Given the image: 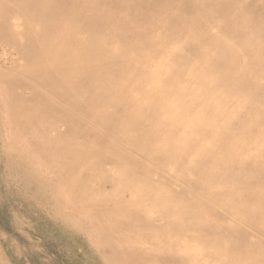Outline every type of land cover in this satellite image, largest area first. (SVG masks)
Returning <instances> with one entry per match:
<instances>
[{"label": "bare ground", "instance_id": "obj_1", "mask_svg": "<svg viewBox=\"0 0 264 264\" xmlns=\"http://www.w3.org/2000/svg\"><path fill=\"white\" fill-rule=\"evenodd\" d=\"M0 36L22 58L0 68L9 141L27 129L43 177L66 175L59 199L115 244V261L264 264V0H0ZM107 164L110 193L130 195L114 208L89 203L96 196L80 178ZM166 181L204 204L177 199ZM148 217L193 231L201 254ZM205 223L224 239L195 231Z\"/></svg>", "mask_w": 264, "mask_h": 264}, {"label": "rangeland", "instance_id": "obj_2", "mask_svg": "<svg viewBox=\"0 0 264 264\" xmlns=\"http://www.w3.org/2000/svg\"><path fill=\"white\" fill-rule=\"evenodd\" d=\"M10 20L19 30L23 29L22 24L17 21L15 15L11 16ZM149 26L159 29V25L154 22H149ZM209 30L211 33H216L215 26H209ZM4 39L0 36V68L4 69L10 64L21 65L22 58L18 51L10 42H4ZM157 47L153 44L149 47V54L153 60L161 52V49ZM253 86L241 87L239 92L241 91V94L250 93L253 90ZM9 91L8 84L0 82V264H117L115 244H107L103 241L100 231L83 211L79 208L77 209L76 206L68 207L59 199L62 193L66 192L59 183L63 178H66V175L57 176L54 181L43 177V170L37 163L38 157L24 147L30 138L27 129L18 131L17 136L22 140V143L19 140L16 142L12 141V143L9 141V137H7L9 136L7 133L8 126L4 125L7 119ZM26 94L28 93L23 92L24 96ZM58 127V130L64 131L63 125ZM83 137L75 136L77 139H83ZM96 149V144L93 142H89L85 146V150L90 152H94ZM139 158L138 162H141L142 157ZM144 161L145 164H150L145 159ZM109 166L107 164L101 173H97L89 167L84 168L80 178L85 180V184H90L88 186H91L92 191H94L93 195L95 194L94 196H96L94 199L89 197V203L96 201L100 202L102 206H105L104 202L111 203L109 205L110 208H114L118 206L121 200L129 202L130 195L128 192H122L124 196L120 194L118 201H116L117 196L110 193V184L114 183L108 182L110 180ZM151 169L153 170L150 174L151 182H158V177H161V173L154 171V168ZM169 172L173 173V169L169 168ZM117 173V175H113L114 180L119 177L120 172ZM139 175L142 178L146 177L142 172H139ZM263 180L264 176L257 184ZM95 182H98V184H95ZM170 184L175 183L166 181L164 185L171 187L176 193L178 192L177 194L175 193L177 199L187 198L194 205L204 204L201 198L184 192L183 189L175 190ZM176 184L182 183L178 181ZM82 206L86 205L83 204ZM148 219L155 220L154 226H162L160 231L166 238H175L178 233H184L193 247L192 249L201 254L200 248L194 242L195 233L193 231L184 232L181 229L182 233L175 227H164L161 218L153 219L148 217ZM203 226L204 228L200 226L195 231L203 233L208 240H215V238L224 239L221 236V231L215 230L211 232L206 223ZM109 227L112 228V225L106 226L103 235L107 233ZM119 231L121 230L119 229ZM255 238L257 236L251 233L248 239L253 242ZM149 245L148 241H143L141 244L146 252L150 248Z\"/></svg>", "mask_w": 264, "mask_h": 264}]
</instances>
